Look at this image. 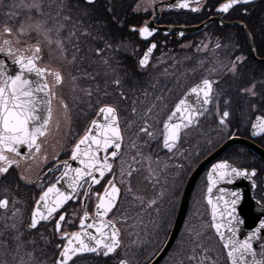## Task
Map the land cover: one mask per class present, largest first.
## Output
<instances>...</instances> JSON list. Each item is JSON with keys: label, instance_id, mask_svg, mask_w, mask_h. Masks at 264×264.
<instances>
[{"label": "flooded vegetation", "instance_id": "af4514ba", "mask_svg": "<svg viewBox=\"0 0 264 264\" xmlns=\"http://www.w3.org/2000/svg\"><path fill=\"white\" fill-rule=\"evenodd\" d=\"M68 2L70 5L76 4V0ZM140 2L113 0L110 5L113 12L109 14L105 11V0H99L97 10L89 17H82L80 11L74 9L71 13L65 10L63 15H59L61 18H57L58 6L50 10L52 13L48 11L43 14L50 21V27L58 26L57 21L65 24L59 37L55 31L51 33L53 46L56 51L72 57L73 69L77 73L81 70L83 88L84 82L89 84L85 96L88 101L84 108L90 110L88 116L91 115L70 149L58 153L39 169L40 162L34 158L37 153L35 148L19 156L6 153L9 159L18 161L19 166L13 165L6 175L0 176V199L9 200L7 211L0 209V239L10 241L16 232L6 229L5 225L17 223L18 230L24 233V241H36L35 245L27 244L23 251L35 248L39 264H54L60 251L56 245L67 243V240L60 238L61 235L68 233L71 237L72 233L80 231V220L85 211L89 215L86 223L98 219L97 194L103 195L110 180L120 188V196L115 208L105 218L114 222L120 230L121 247L115 256L83 253L74 257L69 264H116L120 258H127L129 264H134L133 260L140 261L137 264H148L165 243L186 194L183 219L167 255L174 252L176 243H180L177 257L182 256L184 264H200L204 260L205 246L197 247V244H203L200 223L201 217H204L208 231L206 235L219 244L229 264L224 248L211 227L210 206L205 198L210 167L221 161L226 160L241 169L255 168L258 175L252 178L256 184L252 195L259 203H264V158L241 144L229 146L208 161L187 193L191 173L225 140L240 137L264 150V134H252V124L256 118L264 117V101L259 96L252 98L241 91L253 81L264 80V0H252L247 6H235L227 13L217 11L226 0H146V6L140 5ZM181 3H188L189 7H178ZM245 7L247 15L244 13ZM193 8H199V11H192ZM69 14L71 21H64L63 16ZM113 15L120 23L113 22ZM96 19L100 20L99 25L95 23ZM207 19L210 20L202 29L188 34L182 31V28L198 25ZM78 20H82V24L77 23ZM146 23L156 30L146 40L138 32L130 30L133 26L140 28ZM5 27L0 30V47L7 48L4 41L10 40L14 55L6 56L0 52V61L5 65L6 59L11 60L15 56H32V48L37 42L21 43L13 34L5 35ZM85 30L91 35H83ZM72 31H75V35L70 36ZM98 36H103L104 40L98 39ZM56 39L63 41V50L57 47ZM105 41L111 48L105 47ZM152 43L157 47L149 58L147 68L141 69L138 62ZM97 48L104 49L102 56L96 55ZM37 55L41 57L37 64L48 68L42 63V48ZM236 57L247 59L238 65L237 72L233 74L231 68ZM104 60L108 61L107 65L103 63ZM53 71L60 69L54 66ZM116 78L121 80L120 88L112 83ZM204 79L213 82V93L211 103L201 105L191 95V89ZM47 80L51 86H55V98L58 97L64 77L61 84H56L51 74H47ZM121 91L126 98L121 99ZM256 91L264 96V85L257 83ZM181 99H186L189 107L199 108L203 115L198 116L188 128L182 129L179 142L169 150L163 146V125ZM105 105L116 107L123 135L122 147L113 159L111 172H106L99 184L91 186L87 198L83 192L88 189V183L82 181L83 188L77 189L78 198L67 202L51 222H42L38 231H28L26 225L40 195L58 179L63 161L68 159L77 140L88 131L99 107ZM133 107L136 108L135 112L132 111ZM224 111L230 115L224 124H220ZM145 126L153 133L151 137L140 132ZM218 134L224 135L220 141ZM111 151V148L108 149L105 155ZM159 160L164 162L161 170L156 168ZM122 169L125 173L123 176ZM130 169L135 171L128 177L126 173ZM129 187L131 192L128 191ZM153 200L155 204L151 203ZM239 203H242V199ZM17 210V215L13 217V212ZM60 214H66V220L62 223L61 232L54 233V222ZM21 220L23 224L19 223ZM187 225L194 231L185 235L180 242V233ZM164 227L167 228L166 234L154 251L153 230ZM41 233L44 239H41ZM48 240L51 243H47ZM193 256L195 259H188ZM5 261L16 264L11 252L6 255L5 250L0 248V264Z\"/></svg>", "mask_w": 264, "mask_h": 264}, {"label": "snow or ice", "instance_id": "6c2138e0", "mask_svg": "<svg viewBox=\"0 0 264 264\" xmlns=\"http://www.w3.org/2000/svg\"><path fill=\"white\" fill-rule=\"evenodd\" d=\"M113 0H105V11L112 14L113 8L110 6ZM199 2V0H197ZM99 0H76L75 5H70L68 0H60L58 4L57 16L67 10L71 13L74 9L80 11L82 17H89L97 10ZM252 3V0H226L221 4L217 11L227 13L235 6L245 5ZM31 9H35L40 12L41 5L37 0H33V3L27 5ZM181 8L189 7L188 3H181L178 5ZM192 11H199V8H193ZM244 13L247 15V7L244 8ZM43 15V13H40ZM11 15V13H7ZM72 16L64 15V21H71ZM112 20L115 23H120L113 15ZM77 23L82 24V20H78ZM98 25L101 23L99 19L95 20ZM58 26L48 27V20H37L34 24H30L28 32H25L23 27L18 29V35H28L31 32H35L37 36H43L49 45L53 43L51 36L49 35L55 31L56 36L59 37L61 30L65 27L64 23L57 21ZM75 28V25H74ZM133 32H138L142 39H148L151 37L155 29H151L147 23L145 26L136 28L133 26L131 29ZM5 35H11L12 29L5 27ZM83 35H91L90 32L84 31ZM75 35V31L70 32V36ZM183 35V33H181ZM98 39L104 40L103 36H98ZM55 43L58 48L63 50V41L56 39ZM4 44L8 45L7 48L0 47V52H3L6 56H13V50L11 47V41L5 40ZM105 47L111 48V45L105 41ZM157 47L155 43H152L147 51L144 52L143 57L140 58L138 64L141 69L147 68L149 64V58L153 50ZM219 47V45H217ZM78 50V49H77ZM32 56H16L14 57V63L19 66L18 71L14 75H10L8 69L5 67L4 62L0 61V176H4L9 172V169L18 165V161L9 159L6 153H13L17 156L20 155V146L26 145L29 149L35 147V151H40V145L37 143L39 137L47 134L48 125L51 121V108L50 101H41L37 96V93H44L46 96L49 93V86L44 81L46 74H51L55 78L56 84L63 82V76L60 71H50L49 69L39 68L36 62L41 59L37 54L41 52L39 42L32 48ZM104 49L97 48L95 53L97 56H102ZM246 57H236V60L232 63L231 71L235 74L238 70V65L243 64ZM264 59V57H262ZM105 65L108 64L107 60H104ZM35 74L39 79L32 80L29 77ZM113 85L117 88L121 86V80L116 78L112 81ZM257 83L264 85V80L253 81L249 87L241 89L243 94H246L252 98L260 97L264 101V96L256 91ZM213 93V82L209 79H204L201 84L196 85L191 89V95L197 98V101L203 104L211 103ZM107 94V93H105ZM121 99L126 98L125 94L121 91L119 93ZM228 103V101H225ZM43 104L45 107L40 108ZM67 107V105H64ZM255 108V105H253ZM133 112L136 108L133 107ZM44 112L46 115H42ZM99 114L103 115L106 123L101 125L97 121H92V127L88 129L84 137L76 144L72 151V159H79L80 164L83 167L73 169L66 161L64 162L65 172L57 181L69 178L68 188L70 191L62 192L56 184L48 187L46 191L40 196V199L36 202L37 207L33 210L30 220L26 225L28 231H38L39 225L42 222H51L54 215L59 212L64 205L78 198V188H83L82 181L88 183V189L83 192V195L87 198L91 193V186L99 184L100 180L104 178L106 172H111L112 164L109 163V156L105 155L102 160L98 158V153L102 150L107 153L108 149H114L110 155L114 159L118 156V152L122 147L123 135L119 127V118L116 107L112 105H105L99 109ZM179 114V116H178ZM203 115V111L199 108H191L188 106L186 99H181L175 106L171 115L164 122L163 126V146L169 150L174 148L180 140L182 129L188 128L194 120ZM230 113L224 111L220 116V124H224ZM179 122H173L177 120ZM253 135L264 134V117H257L256 121L252 124ZM93 130L96 131V135H92ZM140 132L147 134L149 137L153 135L148 131L147 126L142 127ZM81 145H86L84 149ZM95 146V151L93 150ZM135 147V145H133ZM86 157L87 159H83ZM135 169H130L126 175L131 177ZM98 173L97 175L94 174ZM121 175H125L123 169ZM258 175L255 168L249 170L248 168L239 169L233 167L228 161H221L212 165V170L208 173V180L210 186L207 191L212 193L213 187L220 181L225 179L229 183L232 182L234 177H245L252 179ZM215 177V178H214ZM23 179V177H21ZM252 187L255 188L256 184L253 180ZM131 187L128 191L131 192ZM223 191V190H221ZM50 194H54L55 198L50 199ZM230 199L224 200L223 209H219L217 204H213L212 197L209 195L208 203L212 205V220L213 227L218 234L221 241H224L223 247L227 249V256L230 260V264H264V258L257 260L256 251L253 248L252 241L258 240L264 237V219L259 220V226L251 231L244 240H237L236 233L238 225L244 223L243 220L237 215V205L240 202L241 194L239 191L229 194ZM120 196V188L116 186L113 181H108V186L105 187L103 195L97 194L99 203L96 205V216L98 219L93 223H86L89 219L88 212L85 211L83 217L80 220L81 231L72 233L69 237L68 233L61 235L62 240H67L66 244H57L56 248L60 249L57 258L54 260V264H69L73 261V258L83 253H95L96 255H102L104 257L115 256L117 251L121 247L120 230L116 227L115 223L104 219L109 212H111L118 201ZM222 199V197H221ZM41 202H43V211L40 208ZM155 204V201H151ZM9 200L7 198L0 199V209L7 211ZM264 209V205H261ZM17 211L13 212V217L17 215ZM264 214V213H262ZM219 216L220 222H217ZM66 220V214H60L59 218L54 222V233H60L62 229V223ZM23 224V220L19 221ZM6 229H10L16 232V235L12 236L10 241L5 242L0 239V248L5 250L7 255L11 252L13 260L16 264H39L35 257V248L32 251H23L27 244L35 245L36 241H24V233L20 232L17 227V223L5 225ZM88 229H94V235ZM110 231H106L109 230ZM223 229L231 233L230 236H225ZM2 235V234H0ZM199 235V234H197ZM41 239H44L41 233ZM86 240L94 241L93 244H89ZM47 243H51L50 240ZM197 247L203 248L202 244H197ZM264 249V245H261ZM207 251V249H204ZM195 251V248H193ZM23 252V254H21ZM264 257V252H262ZM251 257V260H249ZM188 259H195V257H189ZM205 259H208L205 257ZM7 264V261L4 262ZM116 264H129L127 258H120L116 261ZM183 264V261L180 262ZM203 264V261L200 262Z\"/></svg>", "mask_w": 264, "mask_h": 264}, {"label": "rangeland", "instance_id": "374dc122", "mask_svg": "<svg viewBox=\"0 0 264 264\" xmlns=\"http://www.w3.org/2000/svg\"><path fill=\"white\" fill-rule=\"evenodd\" d=\"M37 2L41 5L40 12L27 7V5L33 3V0H0V30L3 27L8 26L12 29V34L21 43L39 42L42 48V63L47 65L48 68H50V71L56 66L60 69L61 73H63L64 83L58 90L59 96L55 98L56 104L54 108H52L58 120V126L54 131L55 134H51L49 139L50 145L46 147V152L49 153L50 156L57 152H65V149L69 150L72 142L75 141L77 135L81 133L86 126L88 117L91 115L88 116L90 110L84 108L88 101V99H85V96L88 94L87 88L89 84L86 85L84 82L83 88V80L80 79L82 77L81 70L79 69L80 71L77 73V71L73 69L72 57L64 55L60 51H56L53 46L54 44L52 43L49 45L43 36H37L34 31L28 35H18V29L23 27L24 31L28 32L30 24H34L37 20L46 19L40 13L45 14L48 11L49 13H52L50 10L53 9L54 6H58L60 0H37ZM140 5L146 6V0H141ZM9 12L11 15H7ZM63 13H61V15H63ZM57 18L61 17L58 16ZM48 27H50L49 20ZM49 35L51 36V33ZM52 40L54 39L52 38ZM64 102H66L67 107L64 106ZM69 126L70 128H68ZM217 137L220 141L224 135L218 134ZM38 159L39 154L37 153L35 161H38ZM35 165L38 164H34V166ZM163 165L164 162H162V160L156 162V168H158V170H161L160 168L163 167ZM169 216L171 217V214ZM200 227L202 236L204 237H202V245L207 249L204 254L203 261L205 262H203V264H227L219 244L216 243V241L209 239L206 235L208 234V231L206 229V220H204V217H201ZM166 231V227L159 230H153L152 248L154 251L158 248L157 246L162 241ZM191 231H194L191 226H185L179 236L180 242L184 239V236L191 233ZM180 246V243H176L174 252L168 254L160 264H176L177 262L175 263V258L178 256L177 251ZM149 253L145 256L147 257ZM205 257L208 259H205ZM132 262L137 264L140 261L133 260Z\"/></svg>", "mask_w": 264, "mask_h": 264}, {"label": "water", "instance_id": "95a60500", "mask_svg": "<svg viewBox=\"0 0 264 264\" xmlns=\"http://www.w3.org/2000/svg\"><path fill=\"white\" fill-rule=\"evenodd\" d=\"M209 20L210 19H207L206 21H204V22H202V23H200L198 25H195V26H190V27L182 28V31L184 33L188 34V33H191L193 31H197L199 29H202L203 27L206 26V24L209 22ZM233 24H238V23L237 22H234ZM230 25H232V23H230ZM169 30H175V29L169 28ZM37 62H36L37 67L48 69L47 67L39 66L37 64ZM5 67L8 69V72H9L10 75H14L16 73V71H18V69H19V66L14 63V58H12L11 60H7L6 59L5 60ZM29 78L32 79V80L39 79L38 77L35 76V74H32ZM43 79H44V81L49 86V93H48L47 96L44 93H37V96L39 97V99L41 101H43V100H49L50 101V105L49 106L51 108V106H55V104H56V101H55V86L54 85L51 86L48 83L47 74L45 75V77ZM43 107H45V106L43 104H41L40 105V108H43ZM101 107H104V106H101ZM99 109L97 110V112H96L95 116L93 117V119L90 121V124H89L88 129L90 127H92V121L93 120L97 121L101 125H103V124L106 123L104 116L101 115V114H99ZM41 114L42 115H46V113H44V112H42ZM178 116H179V114H178ZM167 119H168V117H167ZM173 122H179L178 121V118H177V120H174ZM194 122H195V120H194ZM57 126H58V120H57V118H56V116L54 114V110L51 109V121H50V123L48 125L47 134L44 135V136H42V137H39L41 139H40V141H38V144L40 142V144H39L40 145V151L38 152V154H39L38 161L40 163H38L39 164L38 165V169L40 167H42L45 163L49 162V160L54 159L55 156L59 153V152H57V153H54L53 155H50L49 156V153L46 152V147H48V145H50V142H49L50 140L49 139L51 137V134H55L54 131H55V129H56ZM85 134H83L77 140V142L75 143V145L73 146V148L71 150V153L69 155V158L67 160H64L63 161V166H62L61 171L59 172V177L53 183V184H56L57 187L62 192H68V191H70V189L68 188L69 178L66 177L63 180H60V182L57 184V181L59 180V178L65 172L64 162L66 161L73 169L83 167L80 164L79 159H77V160H73L72 159V151L74 150L76 144L84 137ZM92 135H96V131L95 130H93ZM233 144H241L243 146H246V147L250 148L251 150H253L254 152H256L258 155H260L261 157L264 158V150L260 149L257 145L253 144L250 141H247L246 139L240 138V137H231V138L225 140L217 149H215L207 157H205L203 159V161L198 165V167L191 173V175L189 177V181H188L187 193L189 191V187L191 186L192 182L194 181L195 177L197 176V174L199 173V171L201 170V168L204 167L207 164L208 161H210L211 159L216 158L226 148H228L229 146H231ZM85 147H86V145H81V148L82 149H84ZM33 148H35V147H33ZM29 150L30 149L26 145H21L20 146V149H19L20 153H27ZM93 150L95 151V146L94 145H93ZM113 150L114 149H112V151ZM36 155H37V153H36ZM104 155H105V152L101 150L98 153V158L100 160H102L103 157H104ZM108 156H109V163L112 164L113 158L111 157L110 154ZM34 158H36V156ZM82 158L85 159V160L87 159L86 157H82ZM232 166L235 167L234 165H232ZM239 169H241V168H239ZM211 170H212V165L210 167L209 172ZM95 175H97V177H98V173H95ZM252 183H253V179H248V178H245V177H234L232 179V182L231 183H229L228 180L225 179L223 181L218 182L213 187V190H212V193L211 194H209L208 191H206V194H205V198H206L207 202H208L209 195H211L213 204H217L218 205V208L222 210L223 207H224V203H223L224 200H228V199L231 198L229 194L232 193V192H237V191L240 192L241 199H242V203H239L237 205V215L239 216V218L241 220L244 221V223L238 225V230H237L236 237H235L237 240H240V241L244 240L248 235H250L251 231H254L255 228H257L259 226V220L260 219H264V214H262V213H264V209L261 208V205H264V203H259L257 200H255L253 198L252 193H253V189L254 188L252 187ZM53 184H51L50 186H52ZM50 186H48V187H50ZM209 186H210V182H209ZM47 188L44 191H46ZM221 190H223V191H221ZM187 196L188 195L186 194L185 195V199L184 198L182 199V204H181L180 209L178 211L177 217H176L175 222H174V224L172 226V229L170 230V232L168 234V237H167L165 243L163 244V246L161 247V249L158 251V253L154 256V258L148 264H159L161 262V260L164 258V256L168 253L171 245L173 244V241L175 240V238H176V236L178 234V231H179V228H180L182 219H183V214H184V201H186V197ZM221 197H222V199H221ZM54 198H55V195L54 194H50V199H54ZM39 199H40V197H39ZM209 206H210V210H209V212H210V219H211V222L213 224V220H212V205L209 204ZM36 207H37V204L35 205L34 209ZM40 208H41L42 211L44 210L43 209V202H41ZM104 219L108 220L105 217H104ZM217 222H220L219 216L217 217ZM90 223H93V222L90 221ZM213 230H214L216 236L218 237V239L220 240V242H221V244L223 246L224 241H221V239L219 238V236L216 233V231H215L214 228H213ZM80 231H78V232H80ZM88 231L92 232L94 235H98V234L95 233V230L94 229H88ZM106 231H110V229L109 230H106ZM223 231L225 232V236L226 237L231 235V233L227 232L226 229H223ZM262 240H264V237H262L261 239L253 240L252 241L253 248H254V250L256 251V254H257L256 255V259L257 260L262 259V256H261V254H262V248H261ZM86 242L89 243V244H93L94 243V241H90V240H86ZM224 251H225V254H226L228 263L230 264V260H229V258L227 256V251L228 250L224 248ZM249 260H251V257H249Z\"/></svg>", "mask_w": 264, "mask_h": 264}, {"label": "trees", "instance_id": "16d2710c", "mask_svg": "<svg viewBox=\"0 0 264 264\" xmlns=\"http://www.w3.org/2000/svg\"><path fill=\"white\" fill-rule=\"evenodd\" d=\"M181 258H182V256H181V257H176V258H175V263L177 262L176 264H180V262L183 261ZM183 262H184V261H183ZM183 264H184V263H183ZM185 264H187V262H185Z\"/></svg>", "mask_w": 264, "mask_h": 264}]
</instances>
